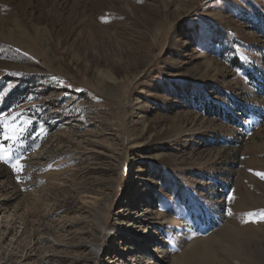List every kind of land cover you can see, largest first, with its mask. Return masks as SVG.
<instances>
[{
	"label": "rangeland",
	"instance_id": "1",
	"mask_svg": "<svg viewBox=\"0 0 264 264\" xmlns=\"http://www.w3.org/2000/svg\"><path fill=\"white\" fill-rule=\"evenodd\" d=\"M257 11L0 0V264H264Z\"/></svg>",
	"mask_w": 264,
	"mask_h": 264
},
{
	"label": "bare ground",
	"instance_id": "2",
	"mask_svg": "<svg viewBox=\"0 0 264 264\" xmlns=\"http://www.w3.org/2000/svg\"><path fill=\"white\" fill-rule=\"evenodd\" d=\"M92 221L95 222L98 231L95 232L94 238L91 239V241H90V244H89L90 252H89V255L87 256L86 259L92 258L94 260H97L98 257H99V253L101 251V247H100L99 241L101 240V237H103V236L109 237L110 234H111V230L112 229H107V232H106V230L103 228L102 211H101V209L99 211H97V213L94 215V218H93ZM135 228L137 229V226ZM148 236H149V234H148ZM143 239L144 238L142 237L140 239V241L142 242ZM59 246H60V244L55 243L53 241H50V247L58 248Z\"/></svg>",
	"mask_w": 264,
	"mask_h": 264
},
{
	"label": "trees",
	"instance_id": "3",
	"mask_svg": "<svg viewBox=\"0 0 264 264\" xmlns=\"http://www.w3.org/2000/svg\"><path fill=\"white\" fill-rule=\"evenodd\" d=\"M255 16L258 19H260L261 21H264V15L260 11H257L256 14H255ZM229 59L232 62L233 66H236L238 68V70L241 71L244 74V76H247L248 77V79H249L250 82L255 81V79H258L259 76L256 75L253 72V70H251L249 68V65L248 64L241 62L239 60V58L237 57V55H233ZM204 105L206 106L207 109L209 108V106H211L209 102H204Z\"/></svg>",
	"mask_w": 264,
	"mask_h": 264
},
{
	"label": "snow or ice",
	"instance_id": "4",
	"mask_svg": "<svg viewBox=\"0 0 264 264\" xmlns=\"http://www.w3.org/2000/svg\"><path fill=\"white\" fill-rule=\"evenodd\" d=\"M5 138H6V139H10L11 137H5ZM0 150H3V149H2V146H0ZM13 167H14V168H18V164H14Z\"/></svg>",
	"mask_w": 264,
	"mask_h": 264
}]
</instances>
